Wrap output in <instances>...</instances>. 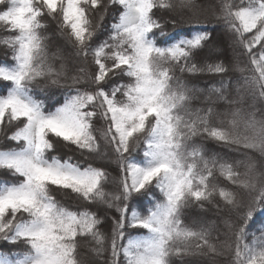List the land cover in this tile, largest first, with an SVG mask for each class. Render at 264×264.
<instances>
[{
	"label": "snow or ice",
	"instance_id": "obj_1",
	"mask_svg": "<svg viewBox=\"0 0 264 264\" xmlns=\"http://www.w3.org/2000/svg\"><path fill=\"white\" fill-rule=\"evenodd\" d=\"M213 21L229 60L167 42ZM0 33V264H264V0H0Z\"/></svg>",
	"mask_w": 264,
	"mask_h": 264
},
{
	"label": "trees",
	"instance_id": "obj_2",
	"mask_svg": "<svg viewBox=\"0 0 264 264\" xmlns=\"http://www.w3.org/2000/svg\"><path fill=\"white\" fill-rule=\"evenodd\" d=\"M198 2L203 3V4H212L215 2V0H198ZM210 20L213 18H209ZM111 22V18L110 16L105 17V20L103 21V26L101 27V29L98 31V36L99 39H104L106 38V32L104 31V27H106L109 23ZM204 27H208L209 29L211 28H215V31L212 33L213 36V40L215 42V50H213L214 54L219 56L220 59L222 60H229L232 58L233 56V52H232V48H231V39H230V34L228 33L227 29L225 28V26L223 25L222 22H220L219 24H217L215 21H213L212 24H208V25H182L178 28H171L169 26V37L167 42H171L172 39H178V38H183L186 34L194 32L197 29L200 28H204ZM48 28H49V35L52 37V50L55 51L57 47H62L67 45V41H66V37L61 33V31L59 30V25L57 24L56 21L54 20H50L48 22ZM0 35H2V33H0ZM218 47V49L216 50V48ZM68 47L70 48V45H68ZM3 56V49L0 48V58H2ZM74 61L71 62L70 64L74 65ZM70 72V70H69ZM238 75V74H237ZM213 79H220L219 77H210V76H199V77H192L191 78V82L192 85L198 88H203L206 85L210 86V81ZM225 79H228V77H225ZM54 94L51 95V98L49 99L48 103L49 104H56V103H62L63 102V96L61 94V92L63 90H59V89H53L52 90ZM196 105L199 106L200 105V101L196 102ZM102 123H98L97 127H101ZM207 146L209 149L211 150H218L219 146L216 145L214 142L212 141H208L207 142ZM62 153H67V154H71L69 149H61ZM116 168L115 164H112L111 167H109V171L113 173V175H115V171L114 169ZM194 212H199V209H194ZM218 215V213L216 212V210L214 208L210 209L207 213H206V217L209 220H214L216 218V216ZM253 228H259V227H264V214H260L255 216L253 224H252ZM13 246L11 245H6L4 244V242L0 241V250H4L7 251L9 249H11ZM84 251H87V247H85ZM189 259L192 260H198L201 259L200 257H191Z\"/></svg>",
	"mask_w": 264,
	"mask_h": 264
},
{
	"label": "rangeland",
	"instance_id": "obj_3",
	"mask_svg": "<svg viewBox=\"0 0 264 264\" xmlns=\"http://www.w3.org/2000/svg\"><path fill=\"white\" fill-rule=\"evenodd\" d=\"M209 18H212V16L209 14L208 15V19ZM219 46H217L216 50L218 49ZM215 50V49H214ZM68 69L70 70V73H72L74 71V65L73 64H70L68 65Z\"/></svg>",
	"mask_w": 264,
	"mask_h": 264
}]
</instances>
